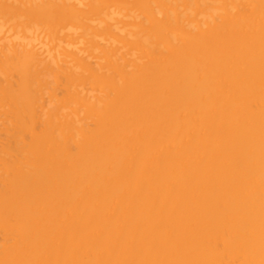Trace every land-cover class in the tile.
<instances>
[{
    "label": "bare ground",
    "instance_id": "1",
    "mask_svg": "<svg viewBox=\"0 0 264 264\" xmlns=\"http://www.w3.org/2000/svg\"><path fill=\"white\" fill-rule=\"evenodd\" d=\"M0 264H264V0H0Z\"/></svg>",
    "mask_w": 264,
    "mask_h": 264
}]
</instances>
